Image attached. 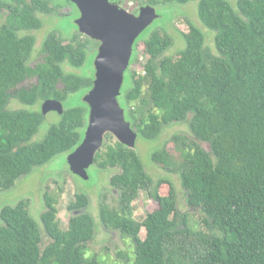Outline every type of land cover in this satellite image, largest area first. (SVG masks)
<instances>
[{"label":"trees","instance_id":"obj_1","mask_svg":"<svg viewBox=\"0 0 264 264\" xmlns=\"http://www.w3.org/2000/svg\"><path fill=\"white\" fill-rule=\"evenodd\" d=\"M64 1L79 15L72 2ZM193 1L201 23L216 32L217 54L207 50L205 35L191 23L182 34L185 48L176 57L166 55L173 37L167 29H155L136 41L127 70L131 87L119 101L138 137L146 140L188 121L192 137L172 138L178 156L164 144L151 157L165 170L176 169L187 205L202 214L204 228L197 229L180 212L174 182L166 177L155 181L136 148L111 133L105 135L95 164L116 170L109 182L118 199L112 206L102 198L100 220L131 239L133 264H264V0H237V8L230 0H135L155 8ZM53 4L0 0V192L58 154L73 152L84 139L86 103L64 107L59 122L38 142L32 139L44 121L42 112L8 108L12 99L28 107L48 99L64 105L71 94L93 87L94 75L63 67L86 65L88 43L94 41L79 30L67 42L50 32L40 58L31 63L36 37L23 32L39 30V15L53 11ZM139 44L143 74L130 70L138 61ZM140 191L156 203L142 222L133 209ZM44 199L40 222L28 199L1 209L0 264H99L96 256L86 255L96 233L90 197L75 195L65 229L57 219V200L47 193ZM41 226L50 239L44 247ZM118 255L128 261L125 253Z\"/></svg>","mask_w":264,"mask_h":264},{"label":"rangeland","instance_id":"obj_2","mask_svg":"<svg viewBox=\"0 0 264 264\" xmlns=\"http://www.w3.org/2000/svg\"><path fill=\"white\" fill-rule=\"evenodd\" d=\"M58 2H61L57 0ZM123 7L127 10L135 11L139 9V4L135 0H122ZM231 4L237 8V0H230ZM160 17L143 32L140 37H147L155 29H167L173 37V45L167 51L166 55L177 56L179 51L183 50L186 46V41L182 36L183 33L189 31L190 24H194L200 28L206 37V48L213 54H217L215 46L216 32L205 27L198 16V2L193 1L186 4L172 3L167 6L156 7ZM71 7H64L60 9L58 16L51 18L47 13H41L39 16L42 19V27L39 30L31 32H23V34H33L36 37V45L32 56L31 63L40 55L41 47L44 39L50 32H57L61 34L65 41H69L73 34L78 32L76 19L78 18L77 12L72 11ZM71 12V13H70ZM70 13V14H68ZM67 14V15H66ZM96 42V41H95ZM142 45H138V61L131 66L132 71L138 74H143L144 55L141 52ZM97 43H88V58L85 67L82 69H75L68 65H63L64 69L68 72L81 73L86 71L91 75H95L94 61L97 55ZM40 58V57H39ZM38 58V59H39ZM131 79L129 71L125 73V80L122 87L120 98L124 92L131 87ZM147 88H145L146 90ZM88 92V91H87ZM87 92L80 91L71 94L64 103L65 108L76 107L82 105L84 97ZM42 102L33 107H28L18 100L12 99L8 108L10 110L28 109L31 108L35 111H41ZM60 114L57 111H50L45 116L42 125L40 126L37 134L33 137L32 141L38 142L43 140L46 136L51 125L58 123ZM184 135L192 137L189 129L188 121L174 124L164 128L159 138L155 140H146L138 137L136 140V150L138 151L147 172L156 181L159 178L171 179L178 193L179 210L181 213H187L190 216L191 224L197 229H202L201 223L202 214L190 208L186 202V192L183 189L180 181V176L176 169L171 171L165 170L161 165L156 164L152 160V153L166 144L173 154L178 156L174 150V143L172 138L174 135ZM207 148L208 145L204 144ZM71 152H64L58 154L49 163L35 168V170L16 181L15 187L8 191L0 192V211L6 205H16L22 199L30 201V212L33 217L40 222V216L45 211L44 195L47 193L57 200V219L61 229L68 226L72 211L69 210V205L75 200V195L78 192L87 194L90 197L89 212L93 215L96 222V233L94 239L88 243L87 257L92 258L96 256L99 264H133L134 258V244L129 238H125L120 232L113 231L105 228L100 220V202L104 196L107 197L108 203L114 206L118 199V192L110 185V177L116 173L115 169L107 168L101 169L95 163L88 168V179H83L75 175L71 170L68 162V157ZM156 208V203L150 199L146 191H140L138 198L133 202L134 217L138 222H142L147 213L152 212ZM1 221V220H0ZM42 236L43 244H48L50 241L46 235L43 226ZM140 236L142 239L146 237L145 228L141 229ZM125 253L128 261L119 260V253Z\"/></svg>","mask_w":264,"mask_h":264},{"label":"water","instance_id":"obj_3","mask_svg":"<svg viewBox=\"0 0 264 264\" xmlns=\"http://www.w3.org/2000/svg\"><path fill=\"white\" fill-rule=\"evenodd\" d=\"M75 4L80 16L76 19L79 32L100 43L94 61L93 87L84 97L89 106L84 139L68 157L70 170L88 179V168L104 144L107 133L120 143L136 148L138 133L126 119L119 98L130 66L136 40L160 17L151 5L139 8L135 15L122 6L121 0H68ZM64 113L61 101L48 99L41 112ZM78 212H76L77 214Z\"/></svg>","mask_w":264,"mask_h":264},{"label":"flooded vegetation","instance_id":"obj_4","mask_svg":"<svg viewBox=\"0 0 264 264\" xmlns=\"http://www.w3.org/2000/svg\"><path fill=\"white\" fill-rule=\"evenodd\" d=\"M59 1H61V2H58L57 0H52V2H54V4H59V7H57V8H55L54 7V4L51 6V7H53V11H51L50 13H48V15L51 17V18H53V20H54V17L55 16H58L59 14H61V15H64V13H62V12H60V9H62V8H64V7H71L72 8V10L74 9L72 6H70V5H68L64 0H59ZM123 3V1L121 0V4ZM124 4V3H123ZM122 4V5H123ZM61 5V6H60ZM75 5V4H74ZM76 7V6H75ZM141 6L139 5V8H140ZM77 8V7H76ZM72 12V11H71ZM70 12V13H71ZM78 12H79V10H78ZM130 12L131 13H133V14H135V15H138L139 14V9H136L135 11L133 10V11H131L130 10ZM158 12V11H157ZM70 13H68V14H70ZM67 15V14H66ZM80 16V13H79V15H78V17ZM1 17H3V16H1ZM140 38V37H139ZM138 38V39H139ZM137 39V40H138ZM136 40V41H137ZM92 41H94V40H92ZM97 42V41H96ZM93 43H95V41L93 42ZM99 43V42H98ZM136 43V42H135ZM135 45V44H134ZM99 46H100V43L97 45V50L95 51V52H98V48H99ZM133 57V56H132Z\"/></svg>","mask_w":264,"mask_h":264}]
</instances>
